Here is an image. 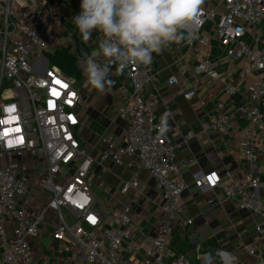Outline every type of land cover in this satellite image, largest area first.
Returning a JSON list of instances; mask_svg holds the SVG:
<instances>
[{
  "label": "built area",
  "instance_id": "built-area-1",
  "mask_svg": "<svg viewBox=\"0 0 264 264\" xmlns=\"http://www.w3.org/2000/svg\"><path fill=\"white\" fill-rule=\"evenodd\" d=\"M41 1L0 0L1 264H40L29 241L38 236L50 213L51 239L59 243L55 264H264V36L259 28L264 0H204L187 29L190 42L175 44L173 63L178 73L170 75L166 85H178L179 75L191 72L196 79L183 92L189 101L197 95L199 75L220 80L223 97L214 102L215 114L201 123V130L230 125L240 138L238 145L247 163L239 177L228 168L221 173L195 169L192 185L209 207L236 199L239 208L253 216L250 232L256 235L254 243L235 250L224 246L201 254L196 250L193 261L184 254L175 256L169 242L176 225L185 229L193 224L181 203L185 188L181 171L196 160L175 161L170 109L158 111L159 97L149 91L155 81L152 61L148 66L131 65L123 73L116 66L110 70L112 81L114 76L122 78L117 84L116 114L128 122V129L123 144L110 136L101 138L104 147L98 163L109 160L128 174L107 208L98 203L90 184L97 160L77 136L83 95L73 77L46 63L55 20L43 11ZM44 2L59 4L58 0ZM206 25L208 32L202 31ZM211 33L225 56L240 62L236 78L219 76L209 63ZM100 35L97 32L94 53L88 56L103 62L105 58L98 55ZM192 56H198V63L191 64ZM161 127L166 130L161 132ZM217 154L224 155L221 150ZM141 171L154 180L157 208L163 216L145 244L136 243L130 232L133 198L119 200L138 192ZM238 251L247 259H241Z\"/></svg>",
  "mask_w": 264,
  "mask_h": 264
},
{
  "label": "crops",
  "instance_id": "crops-1",
  "mask_svg": "<svg viewBox=\"0 0 264 264\" xmlns=\"http://www.w3.org/2000/svg\"><path fill=\"white\" fill-rule=\"evenodd\" d=\"M58 1L57 6L45 3L44 0L40 2V5L49 17L56 21L60 19L64 21V31L71 34L73 45L78 39L86 48L94 47L93 39L97 32H93L91 38L84 41L72 22L73 17L80 13L81 0L76 3L71 0L68 4H63L62 0ZM208 30L210 29L206 25L202 31L208 32ZM68 48L75 53L70 46ZM90 54L93 55L92 52ZM175 55V44L170 45L160 54L153 53L151 73L155 76V81L149 86V91L159 97L158 111L166 107L170 109L169 120L174 125L170 140L177 146L175 161L179 162L189 157H194L196 160L187 169L181 171V178L185 184L181 203L186 216L194 219L193 224L185 229L179 224L176 225L169 242V249L175 256L184 254L193 261L196 250L200 254L211 252L220 246L235 250L242 244L254 243L256 235L250 232L253 216L250 212L240 209L236 199H225L220 206L209 207L205 204L204 196L198 194L192 185L191 172L195 169L216 170L221 173L228 168L234 177H239L246 172L247 163L238 145L240 138L237 133L232 132L230 125L216 131L202 132L201 130V123L207 122L215 114L214 102L223 97L222 82L201 74L196 85L197 95L192 100H185L183 92L196 78L187 71L179 75L178 85L173 87L166 85V79L178 73L173 63ZM197 57L192 56V65L198 63ZM208 61L219 76L228 74L236 78L241 66L240 62L225 56L212 33ZM80 64L84 67V64L79 62ZM83 99L79 110L82 119L80 140L97 160L91 168L90 184L94 194L93 183L108 201L112 193L117 192L121 179L127 177L128 171L113 165L109 160L98 163L100 152L104 147L101 138L110 136L119 144H123L128 122L116 114L120 100L117 96V84L114 81L111 90L106 93L90 87L83 95ZM189 131L190 136L187 135ZM219 150L224 153L222 157L217 154ZM139 176L138 192L120 197L119 200L133 198L130 232L136 243L145 244L155 234L163 216L157 208L159 193L155 188L154 180L145 171H141ZM30 179L33 181V177ZM33 188V195H35L36 188L35 186ZM51 221H53L52 213L47 216V224L39 227L38 236L29 241L33 254L40 264H55V254L59 243L51 239L53 230ZM238 254L241 259H247L242 251H238ZM2 255L3 248L0 246V264ZM128 257L123 252L122 258L127 260Z\"/></svg>",
  "mask_w": 264,
  "mask_h": 264
},
{
  "label": "clouds",
  "instance_id": "clouds-1",
  "mask_svg": "<svg viewBox=\"0 0 264 264\" xmlns=\"http://www.w3.org/2000/svg\"><path fill=\"white\" fill-rule=\"evenodd\" d=\"M204 0H81L80 13L73 17L79 36L88 41L100 33L98 55L83 58L87 83L106 93L113 81L112 66L123 73L131 65L148 66L153 53L191 39L188 26L198 16ZM165 127L160 131L164 132Z\"/></svg>",
  "mask_w": 264,
  "mask_h": 264
},
{
  "label": "rangeland",
  "instance_id": "rangeland-1",
  "mask_svg": "<svg viewBox=\"0 0 264 264\" xmlns=\"http://www.w3.org/2000/svg\"><path fill=\"white\" fill-rule=\"evenodd\" d=\"M64 21L63 20H58L56 21L55 20V28L53 29V35H50L51 37V48L50 50L45 54L46 57H47V54L48 53H51L53 52L55 49H57L58 47H61V46H70V48H73V45H72V41H68V33H66L64 31ZM259 28L261 30V33L262 35L264 36V24L262 25L261 27V24L259 25ZM90 48V49H89ZM87 47L86 49L88 50L89 53H94V47L91 46V47ZM91 50V52L89 51ZM79 68L82 72V76L80 78H74L75 82H76V87L81 90L80 92L82 93V95L85 94V92L88 91V89L91 87L88 83H87V78H86V75L84 73V67L81 66V64L79 65ZM120 79L122 80V78L120 76H114V83L118 84V83H121ZM125 86L130 90L131 88V85H130V82H127V83H124ZM84 105L86 106L85 104V101H84ZM78 138L81 137V133L79 132L77 134ZM92 187L95 191V194L98 198V203L102 204V205H105L107 208L111 206V203L108 201H106V197L104 196V194L102 193V191H100L99 189H97V185L95 183L92 184Z\"/></svg>",
  "mask_w": 264,
  "mask_h": 264
},
{
  "label": "trees",
  "instance_id": "trees-1",
  "mask_svg": "<svg viewBox=\"0 0 264 264\" xmlns=\"http://www.w3.org/2000/svg\"><path fill=\"white\" fill-rule=\"evenodd\" d=\"M263 24L264 20L261 23V27ZM47 59L49 65L58 67L62 73L69 77L78 79L82 76V72L79 68V58L67 46L58 47L53 52L48 53Z\"/></svg>",
  "mask_w": 264,
  "mask_h": 264
},
{
  "label": "water",
  "instance_id": "water-1",
  "mask_svg": "<svg viewBox=\"0 0 264 264\" xmlns=\"http://www.w3.org/2000/svg\"><path fill=\"white\" fill-rule=\"evenodd\" d=\"M74 50L80 62H83V58L89 55L86 47L78 39L74 41ZM46 63H48V59L46 60Z\"/></svg>",
  "mask_w": 264,
  "mask_h": 264
}]
</instances>
